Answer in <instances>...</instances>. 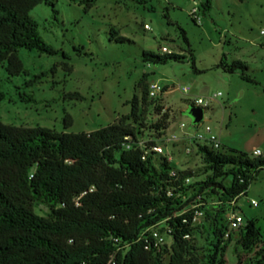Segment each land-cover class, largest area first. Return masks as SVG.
Wrapping results in <instances>:
<instances>
[{
  "label": "trees",
  "instance_id": "1",
  "mask_svg": "<svg viewBox=\"0 0 264 264\" xmlns=\"http://www.w3.org/2000/svg\"><path fill=\"white\" fill-rule=\"evenodd\" d=\"M41 3L57 14L55 0H0V66L4 64L9 77L26 74L18 49L58 53L40 37L38 24L29 14ZM201 6L207 12L210 0ZM180 32L187 43L185 33ZM109 40L128 41L114 29L109 31ZM141 58L147 64L163 65L183 62L186 56L143 51ZM217 67L228 73L241 70L242 79L252 82L240 61L227 64L223 56ZM192 69L196 73L193 64ZM148 78L144 73L138 80L140 97H132L129 114L88 133L0 121V264H163L164 255L168 264H200V249L192 239V210H185L200 194L214 196L221 203L212 207L213 213L205 211L208 217L212 214V262L218 257L217 264H224V252L234 236L242 250L257 248V255L263 253L264 243L252 220L228 238L223 235L227 230L225 203L247 193L253 178L264 172V156L224 146L219 151L200 147L204 170L210 174L184 184L192 172L173 168L154 152L144 153L153 144L147 142L150 133L141 129L146 127L141 117L149 105ZM72 96L83 99L76 92ZM4 100L0 90V102ZM70 120L66 116L64 128L71 125ZM167 126L163 114L148 130L160 136ZM128 140L133 145L126 149ZM138 140H146L144 146ZM36 204L48 214H36ZM152 227L170 239L168 248L148 247L152 239L147 230Z\"/></svg>",
  "mask_w": 264,
  "mask_h": 264
},
{
  "label": "rangeland",
  "instance_id": "2",
  "mask_svg": "<svg viewBox=\"0 0 264 264\" xmlns=\"http://www.w3.org/2000/svg\"><path fill=\"white\" fill-rule=\"evenodd\" d=\"M204 1L55 0V16L43 3L35 6L29 14L38 24V33L58 53L18 49L26 74L17 77H9L4 64L0 66V90L5 94L0 102V121L56 132L88 133L129 114L132 97H140L137 82L146 73L148 83L158 82L169 89L159 106L160 110L165 108L169 134L177 117L192 120L188 104L201 98L208 103L203 120L225 148L247 154L258 149L264 156V0H210V9L202 12ZM193 9L199 24L190 16ZM110 29L128 41H110ZM180 31L185 33L187 43ZM162 46L186 59L163 65L142 62L143 51L161 54ZM223 56L227 64L244 63L243 73L252 82L242 79L241 70L228 73L217 67ZM183 88L189 91L184 93ZM75 92L83 99L73 97ZM146 112L140 116L146 126L141 129L152 136L148 127L160 119L150 108ZM66 116L71 119L68 128H64ZM170 156L173 168L192 172V181L210 174L201 158L185 156L180 145L172 148ZM212 200H216L214 196ZM251 201L257 205L252 206ZM236 207L244 223L254 221L263 244V171L250 182L247 193L238 197ZM34 211L41 216L48 214L40 204ZM205 211L194 225L192 239L200 249V264H217L218 257L210 260L212 214L208 217ZM207 211L214 212L212 207ZM164 242L168 248L170 239ZM256 251L242 250L234 236L224 252V264H260L264 251L261 255ZM167 258L164 255L163 264H168Z\"/></svg>",
  "mask_w": 264,
  "mask_h": 264
},
{
  "label": "built area",
  "instance_id": "3",
  "mask_svg": "<svg viewBox=\"0 0 264 264\" xmlns=\"http://www.w3.org/2000/svg\"><path fill=\"white\" fill-rule=\"evenodd\" d=\"M190 16L192 20L199 24V16L197 11L193 9L190 12ZM144 29H148V26L144 25ZM263 32H261L262 34ZM161 53H170V51L166 47L160 48ZM164 86L159 84L158 82H149L147 84V101L149 103L147 110L150 108L152 111L155 112V115L160 119V117L165 113V108L156 111V107L160 106L162 103V99H164V95L168 92L169 89L163 90ZM188 88H183L182 92H188ZM220 93L217 94L219 96ZM215 97V95H214ZM188 107H199L203 111L208 107V103L203 101L201 98H197L192 102H189ZM147 113V112H146ZM148 114V113H147ZM168 121V120H167ZM175 128L169 134V127L166 130L162 131L160 136H154L152 132V136L147 139V142H153L152 145L148 146L145 149V154L148 152H154L157 155H161L166 159V162L171 165L172 158L170 156V152L172 148L176 145H180L183 147V152L185 156H190L194 154L195 156L200 157L198 153V149L206 148L212 151H219L223 145L221 144L219 137L217 134L214 133L212 128L206 124L202 118L199 123H193V121H182L179 117H177L176 121L174 122ZM146 140H138L139 146H144V142ZM132 142L128 140L125 144L126 149L132 147ZM251 156H260L261 153L259 150H253L250 154ZM172 166V165H171ZM174 167V166H172ZM177 169V168H176ZM173 174V172H171ZM192 182L191 178H186L184 180V184H189ZM213 197H206L203 194L198 195L192 202L187 206L186 209L192 210V218L191 223L193 225L196 224V221L203 216L204 210L211 208L213 206H219L221 203L217 200H212ZM237 198L231 200L230 202L225 203L224 207V219L226 221L227 230L225 231L223 237L226 239L230 232H239V230L244 226V221L242 217L237 212L236 207ZM250 204L252 206H256V202L251 201ZM147 232L150 233L152 242L147 243L148 247L152 246L157 250L165 249V235L160 234L156 231L155 228H149ZM186 239H189V236H185Z\"/></svg>",
  "mask_w": 264,
  "mask_h": 264
},
{
  "label": "water",
  "instance_id": "4",
  "mask_svg": "<svg viewBox=\"0 0 264 264\" xmlns=\"http://www.w3.org/2000/svg\"><path fill=\"white\" fill-rule=\"evenodd\" d=\"M188 115L191 117L193 123H199L203 118V111L199 107H190Z\"/></svg>",
  "mask_w": 264,
  "mask_h": 264
},
{
  "label": "crops",
  "instance_id": "5",
  "mask_svg": "<svg viewBox=\"0 0 264 264\" xmlns=\"http://www.w3.org/2000/svg\"><path fill=\"white\" fill-rule=\"evenodd\" d=\"M173 128H175V125H173ZM254 150H258V149H254ZM252 151H253V150H252ZM252 151H251V152H252Z\"/></svg>",
  "mask_w": 264,
  "mask_h": 264
}]
</instances>
